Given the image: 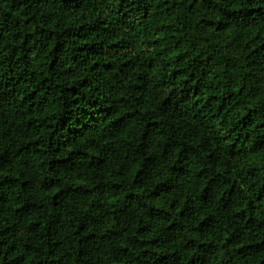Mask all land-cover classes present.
Wrapping results in <instances>:
<instances>
[{
    "label": "trees",
    "instance_id": "obj_1",
    "mask_svg": "<svg viewBox=\"0 0 264 264\" xmlns=\"http://www.w3.org/2000/svg\"><path fill=\"white\" fill-rule=\"evenodd\" d=\"M0 264H264V0H0Z\"/></svg>",
    "mask_w": 264,
    "mask_h": 264
}]
</instances>
